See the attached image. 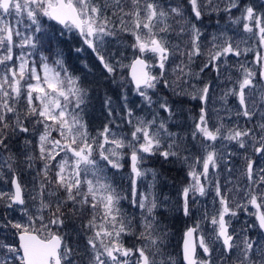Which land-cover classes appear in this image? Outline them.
Segmentation results:
<instances>
[{"label": "snow or ice", "instance_id": "6c2138e0", "mask_svg": "<svg viewBox=\"0 0 264 264\" xmlns=\"http://www.w3.org/2000/svg\"><path fill=\"white\" fill-rule=\"evenodd\" d=\"M187 4L191 15L183 4L173 6L165 0H0V182L8 186L0 189L4 209L0 264H77L80 250L69 243L64 229L69 214L85 211L89 218L81 227L86 264H177L164 252L167 233L157 218V209L168 197L161 201L155 191V170L142 167L157 155L187 166L189 182L179 193L178 210L185 217H191L193 209L200 212L183 234V264H214V252L222 262L235 253L233 264H264V11L241 0H187ZM212 13L226 14L228 23L240 26L246 35H229L228 29H221L205 41L194 21ZM70 33L79 40L74 51H90L108 75L114 77L118 68L129 69L127 84L140 97V110H149L147 115L129 107L122 77L123 104L114 108L107 97L108 122L95 135L89 132L84 120L88 89L68 70L62 51L51 64L44 55L45 49L52 51ZM125 35L132 38L130 44L122 39ZM113 41L131 48L129 64L123 63V51L118 58L110 49ZM250 53L253 59L248 61ZM197 58L203 59L194 71ZM207 69L215 73V84L202 81ZM161 85L175 96L199 103L198 114L190 117L189 132L170 129L176 110L166 96L153 99ZM214 97L222 102L221 108H210ZM229 97L236 100L234 113L227 107ZM254 118L253 126H247ZM18 134L24 136L26 169L35 168L30 192L10 150L9 141ZM225 141L244 150L245 165L236 183L228 166L236 153L224 151ZM125 160L127 195L115 185V173L124 169ZM222 163L229 173L224 184ZM107 170H115L114 175L109 177ZM149 174L147 190L140 191L139 181ZM241 178L246 181L243 186ZM209 195L211 213L201 200ZM122 200L140 210L137 239L142 243L134 248L123 243L135 229ZM17 209L20 218H9ZM241 213L254 216L255 223L237 231L233 220ZM253 227H258L259 239L247 235Z\"/></svg>", "mask_w": 264, "mask_h": 264}, {"label": "rangeland", "instance_id": "374dc122", "mask_svg": "<svg viewBox=\"0 0 264 264\" xmlns=\"http://www.w3.org/2000/svg\"><path fill=\"white\" fill-rule=\"evenodd\" d=\"M166 3H171L173 6H175L176 4H183L185 11L188 15H191V13L188 11L190 6L187 4V0H165ZM242 4H253L258 11H264V7H262L261 5L264 4L263 2H261L260 0H241ZM188 9V10H187ZM233 14L234 15H239V12H236V10H233ZM217 21H219V24L217 23ZM198 27H200L203 32H204V40L207 41L211 38V35L213 34H217L221 29H228L229 35H232L233 33H235L238 37L241 36H245L246 34H244L241 31V27L240 26H236V25H230L228 23V16L224 13H221L219 16L215 13L212 14H205L203 16V19L201 21H194ZM49 25H53V22H48ZM57 28V32L59 30V26H55ZM122 39L126 42V44H130L132 42V38L130 36H123ZM173 42L175 43V37H173ZM250 45L255 49V43L253 42H249ZM126 44H118L115 41L112 42V44L110 45V49L114 52L117 53V57L119 58V52L123 51L125 54L126 58H123V63L124 64H129L130 60L132 59V50L129 47H126ZM65 45V46H64ZM70 46L71 50H67V48L65 49V47ZM79 46V40L74 36V34H67L64 37L61 38V42L59 43V45H55L52 49V51H48V50H44V55H47L49 57V63L51 64L53 62V60L56 57V53L57 52H61L63 53V59L65 62L66 67L68 68V70L70 72H73L75 75L79 76L81 78V82L83 84L84 87H86L88 89V93H89V99H88V103H87V107L85 108L84 111V120L87 122L88 125V130L92 135H95L98 129H102V127L104 126L105 123L108 122V114H104L103 118H100L98 121V124L94 125L89 123V121H87V119L92 118L91 116L93 115V113L96 111L100 110V108H105V104L104 101L107 97H112L113 98V102H112V106L114 108L119 109L120 106L123 104V101L121 100V78H124V82L127 84V82L129 81L128 77V68H123L117 69V72L115 73L114 77L108 75L105 70L102 68V66L98 63V61L95 60V58L91 55L90 51L89 52H84V53H80L77 55V53L74 51V49ZM241 47H244V45L242 44ZM68 54L70 56H68ZM36 59H39V56H36ZM202 59L203 58H197L196 60V64L193 65V70L194 71H198L199 66L202 63ZM229 62L230 63H234L235 62V58L229 56ZM248 61H251L253 59L252 54L250 53L247 57ZM82 60L87 62L88 67L85 68L84 64L82 63ZM74 61H76V63H74ZM155 71V70H154ZM208 71H211V74L214 76L212 77L210 74L205 75V78L207 80H214L213 83H216V79H215V73L211 70L208 69ZM234 75V73H233ZM236 75V74H235ZM127 78V79H126ZM113 79L116 80L115 83H113ZM102 87V88H101ZM220 87H224L223 84L220 85ZM127 94L129 97V107H133L138 115L144 116L148 114V109L144 108L143 111L140 110V106H142V101L140 99V97H138L132 90H131V84H127ZM168 93V96H167ZM220 89L217 88L216 89V95H220ZM166 96L169 100L170 103L173 102V100H175V102L178 103V101L175 99V95L173 94L172 90L164 88L162 85L159 86L158 89V93L156 95L153 96V99H157L158 97H164ZM117 97H118V101H117ZM179 102H183V101H187V103H185L186 105H189L188 103V99L187 97H181L180 99H178ZM196 105L194 107V109L196 110L195 113L193 111V114H191L192 116L197 115L199 112V103L197 101ZM97 103H99L97 105ZM222 102H220L219 100H216L214 97V104L210 105L211 107H215V108H221ZM235 105H236V100L233 97H229L228 99V105L227 107H231L233 108V113L235 112ZM189 113H191V111L189 110ZM162 115V113H161ZM184 116H188L186 111L183 112ZM221 115H224V112L221 111ZM163 116V115H162ZM183 118V116H181ZM189 117V116H188ZM235 118V117H234ZM119 122V120H118ZM172 121H169V124ZM180 122L179 124L182 125V121H178ZM213 122L215 123V114H213ZM255 118L253 120V122L248 123L247 126L251 127L253 126V124L255 123ZM246 122L244 121L243 118L240 119V124L244 125ZM191 125L192 122L190 121V126H188V130L187 131H183L180 130L179 132L181 134L183 133H187L190 131L191 129ZM128 127L127 125H124V131H127ZM17 137H15L13 139V143L11 146V151H14L15 147H17ZM24 142V140H23ZM22 142V144L24 145V143ZM35 142V141H33ZM224 144L227 145V148L224 149V151H231L236 153V155H233L229 158V165L230 167H232L233 172L231 173V176L233 177V181L234 183H236V179L237 177H240V172L243 169L244 165H245V161L242 159V156L244 154V150H240L238 149L235 145L225 141ZM219 146V144H218ZM189 147H191V141L189 140ZM24 150H22V152H20V157H23V153ZM194 154H200L198 152L195 151V149H193ZM248 154L251 155V150H248ZM7 155V154H5ZM255 158V157H253ZM17 160V159H16ZM24 160V157H23ZM170 163L171 165H176L178 164L181 169V177H180V182L178 184V186H176V188H174V190H172L171 187H169V184H167L162 177V170H161V164L162 163ZM125 167L124 169L119 172V173H115V185L117 186L118 190L119 189H123L124 191L122 192L123 195H127V188H128V179H127V175L129 172V168H128V161L125 160L124 161ZM18 161H17V167H18ZM40 167L39 162L36 163V168ZM143 168L146 169H154L156 174H157V181H156V188L155 191L157 193V195L160 197L161 201H164V197H168L167 201H164L163 204L161 205L160 208L157 209V218L159 220V225H160V229L163 232L167 233V237L165 239L164 242H167L168 239L171 241L172 240V232H174L175 234H179V229L182 230V228H180L182 226V224L185 225H189V224H193L194 220L199 218L200 212L197 211L196 209H193V215L191 217H185L183 215V213L181 211L178 210L179 207V202H180V197H179V193L181 191V189L186 186L189 182V177L187 175L188 172V168L187 166L180 162L179 160H176L174 158H170L168 161H165L162 157L160 156H152L149 157L142 165ZM34 172H32V174L29 175L27 182H25V184H27L28 187V191H31L32 188V177L35 174V169H32ZM28 171V170H27ZM31 171V170H30ZM115 170H107V175L109 177H112L114 175ZM229 177V173L227 171H225V165L222 163L221 164V168H220V180L221 183L224 184L225 180ZM152 177L151 174H149L146 178H144L143 180L139 181L140 184V191H145L147 190V186L148 184L151 182ZM241 186H243L246 181H244L242 178L238 181ZM8 186H6L3 182H0V189H7ZM229 187H231V185H229ZM235 193H233L234 195ZM61 196L63 195V193L60 194ZM211 195H209L207 198H201L203 205H206L209 212L211 213L212 211V204H211ZM28 206L31 207V201L28 202ZM121 207L122 209L127 213V215L132 219L133 225H134V229H135V235H139V220H140V210L138 208H134L130 205L128 200H122L121 201ZM3 211L0 210V216L4 215V209L0 208ZM170 211L171 214L174 215H180V217L182 218L181 222H176L174 225L176 227H174L173 225V230L172 227H169L170 229H166V231L164 230V227L166 226V228L169 226V223H167V219L163 216V211ZM203 209L201 208V211ZM249 211L250 212H255V209L252 207H249ZM2 212V213H1ZM20 211L17 209L16 211H12L9 214V218L11 219H19L20 218ZM76 217L78 218V222H79V226L76 228L77 232L71 233V231H69L68 228V223L66 222V226L64 231L69 233V243L72 244L74 247H78L80 250V255L77 256V264H86V259L84 258V252H85V232L82 229V225L84 223H86L87 219L89 218V213L87 211H85L83 214H77ZM163 221V222H162ZM168 221H172V220H168ZM189 221V222H188ZM188 222V223H187ZM180 223V224H179ZM255 223V217L254 216H249L247 214L241 213L238 219H234L233 220V227H235V229L237 231L240 230V228L242 226H244L245 224L251 225ZM205 230L207 231V225H205ZM247 235L252 238V239H259L260 238V234H259V230L258 227H253L251 228V230L247 233ZM124 238V237H123ZM134 248V247H133ZM164 252L166 255L170 254L172 256V258L174 260H178L175 259V257L177 258V256H174L171 254L170 251V247L169 245L164 246ZM236 259V255L235 253L232 254V258L231 260H226V261H221L219 253L218 252H214L213 253V261L214 264H233V262ZM179 262V260H178Z\"/></svg>", "mask_w": 264, "mask_h": 264}, {"label": "trees", "instance_id": "16d2710c", "mask_svg": "<svg viewBox=\"0 0 264 264\" xmlns=\"http://www.w3.org/2000/svg\"><path fill=\"white\" fill-rule=\"evenodd\" d=\"M66 48H67L68 51L71 50L70 46L65 47V49ZM68 56H70V55L68 54ZM74 63H76V61H74ZM206 72H207L206 74H210V71H206ZM201 75H202V81H205V82L206 81H209L206 78L204 80L205 75H203V74H201ZM174 97L178 101V103L175 102V100H173V102L171 103L172 106H173V108L176 110V117L174 118V120H171L172 122L169 124L170 125V129L172 131H174V132H179L180 130L187 131L188 130V126H190V121L192 122V120L190 119V117L192 116L191 114H193V111H194V113L196 111L194 109V107L196 105V102H194L192 100H189L187 98L188 99V102H189L188 103L189 105H186L185 103H187V101L179 102L178 99H180L181 97H178V96H174ZM111 100L113 102V98L112 97H111ZM118 100L119 99L117 97V101ZM98 104L99 103H97V105ZM189 110L191 111V113H189ZM184 111H186V113H187V115L189 117L188 116L186 117L184 115H181V114H183ZM104 114L105 115L108 114V110H107L106 107L103 108V109L100 108V110H98V111H97V108H96V111L91 116L92 118L87 119V121H89V123H91L93 125H94V122H95V125H97L99 119L104 117ZM162 115L164 116L166 114L165 113H162ZM181 116H183V118ZM194 116H195V114H194ZM179 120L182 121V123H183L182 125L179 124L180 123V122H178ZM16 139H17V147H15L14 151H11V153L12 154H15V157H16V159L18 161V164H19L18 167H17V170H18V172L21 175L22 182L25 183V182H27L29 175L32 174V172H34V171L33 170H31V171L28 170L27 171L26 165H25L24 160H23V157H20V152H22V150L25 149L24 148V145L22 144V142L24 140V136L22 134H18ZM12 143H13V139L9 141L10 150L12 149L11 148ZM179 167L180 166L178 164L171 165L168 162L161 164V170H162L163 180L167 184H169V187H171L172 190H174V188H176V186H178V184L180 182V177H181V172L182 171H181V169ZM37 168H38V166H37ZM0 210L3 211L2 209H0ZM65 211L67 212L68 210L65 209ZM172 215L173 214H171L170 211L169 212L166 211V210L163 211V216L167 219V223H169V226L167 228H166V226L164 227V230L165 231H166V229H170L169 227H172V230H173V225L176 222H181V220H182V218L180 217V215H174V216H172ZM168 220H172V221H168ZM66 222L68 223V228H69V231H71V233L77 232L76 231V228L79 226V222H78V218L76 216H72V215L69 214L67 216ZM174 227H176V226L174 225ZM179 231H181V229H179Z\"/></svg>", "mask_w": 264, "mask_h": 264}, {"label": "flooded vegetation", "instance_id": "af4514ba", "mask_svg": "<svg viewBox=\"0 0 264 264\" xmlns=\"http://www.w3.org/2000/svg\"><path fill=\"white\" fill-rule=\"evenodd\" d=\"M206 71H208V69L205 70V72L202 73V74L203 75H207ZM210 75L212 77H214L211 74V71H210ZM234 76H235V73H234ZM167 95H168V93H167ZM184 224H182V226L180 227V228H182V230H181V232L179 234H175L174 232H172V240L170 241L168 239L167 242H164V246L169 245L171 254L174 255V256H177V258L175 257V259L179 260V262H178V260H176L177 264H183L182 256H181V246H182V241H183V234H184V231L186 230V228L188 226L192 225V224H189V225H185V227H184ZM137 236L138 235L137 234L135 235V233L132 234V235H125L124 238H123L124 246L125 247H135V246L139 245L140 243H142L140 240L137 239Z\"/></svg>", "mask_w": 264, "mask_h": 264}, {"label": "water", "instance_id": "95a60500", "mask_svg": "<svg viewBox=\"0 0 264 264\" xmlns=\"http://www.w3.org/2000/svg\"><path fill=\"white\" fill-rule=\"evenodd\" d=\"M263 3H264V0H261ZM128 75H129V70H128ZM130 78V77H129ZM182 243H183V241H182ZM181 249H182V246H181Z\"/></svg>", "mask_w": 264, "mask_h": 264}]
</instances>
